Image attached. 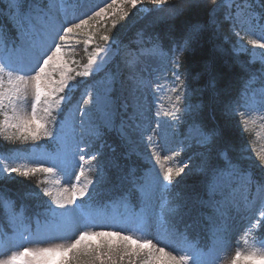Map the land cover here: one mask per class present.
Segmentation results:
<instances>
[{"label": "snow or ice", "instance_id": "snow-or-ice-1", "mask_svg": "<svg viewBox=\"0 0 264 264\" xmlns=\"http://www.w3.org/2000/svg\"><path fill=\"white\" fill-rule=\"evenodd\" d=\"M141 3L142 0H111L106 7H101L92 15L75 22L69 20L67 15L61 21L57 15L58 5L59 10L65 13L69 6L73 8L78 6L70 5V0H8L6 11L16 36L9 42L3 26L0 25V116L3 117L0 119V135L13 143L29 139L35 141L41 136L47 137L57 144V150L47 157L39 158L34 155H23L19 151L0 155V164L3 165L0 167V175L15 173L28 178L37 172L52 174L54 171H60L69 177L75 174L76 182L72 183L70 188H60L55 195L51 190L43 189L44 195L52 199L56 209L61 210L57 212L51 207H46L45 211L65 224L82 221L85 229L96 227L97 217L122 226L115 227L112 231L84 230L71 243L54 247L36 249L23 247L7 258H0V264H46L47 259L56 254L61 256L70 254L62 264H136L137 258L142 259L143 264H216L218 253L225 245L226 216L233 211L239 212L246 208L253 197L264 200V157H260L259 164L255 166L260 171L259 175L251 169L242 167L231 157L224 145L222 130L219 127L208 128L200 121L202 105L186 104V85L178 69L182 67V58L186 53H192L198 46H202V38L209 27L207 22L197 19L188 20L178 32L174 25H169L167 35L171 47L167 52L162 49L159 37L153 38L152 43L153 52L160 59H168L169 53L173 56L171 62L177 69L173 75L178 83L171 87V92L175 94L173 110L165 111L163 115L177 123L182 119L177 115L179 112L183 111L193 117L186 140L203 149L198 168L202 178L199 186L185 191L174 190L175 184L179 183L175 178L186 174L185 169L188 165L165 167L161 163L162 159L168 161L174 158L176 153L162 157L152 144L155 135H160L165 143L168 139L163 133L162 122L159 119L161 113L157 110L156 128H152L151 134H147L146 138L152 144V153L161 169L162 179L161 175H157L152 169L138 175L136 169L125 168L114 162L115 173L109 178V182L113 191L117 193L115 199L100 206H95L91 202L77 203L85 196L91 197L90 186L98 184L103 173L98 168L91 169L97 171L96 180L85 179L82 182V177L85 176L84 164L86 161L95 160L96 154H85L86 146H82L83 135L78 140L75 139L74 127L71 135L65 132L64 125L57 131H50L46 127L48 122L39 115L42 105L46 106L43 110L51 116L52 105L59 107L67 100L66 95L58 94L64 93L65 89L70 87L69 81L74 78L68 75L72 69L64 56L65 45L58 43L57 38L66 44L70 34L83 29L90 21L104 17L109 10H112V15L118 12L120 19L123 20L129 15L125 5L136 8ZM149 3L155 5L157 11L165 13L157 20L168 22L185 16L193 9H201L205 0H149ZM212 3L214 7L207 8L206 13L213 25L216 23L215 14L220 10H224L225 18L231 20L233 24L242 17L241 22L247 24L250 35H254L257 30L260 33L258 39H249L248 43L254 48L264 49V0H220V3L212 0ZM2 14L3 11H0V15ZM112 26H116L115 21ZM101 39L108 42L110 38L104 35ZM84 43L87 44L88 41ZM239 50L247 51L242 46ZM110 51L111 44L106 48H97L88 57L84 70L76 71L75 76L88 77L103 71ZM100 53L106 55L100 58ZM260 58L264 61V52L260 53ZM127 66L130 83L126 87L127 95L123 101L115 94V74H111L105 80L102 92H96L95 89L89 91L90 98L85 99L84 104H91L92 107L79 109L82 133L86 132L100 139L104 130H112L117 131L124 139L128 135L127 128H140L135 121L144 117L142 98L152 85L132 71L133 65ZM53 68L62 69L59 81L52 78ZM203 74L207 77L205 90L210 102L223 103V110L228 115L233 113L239 115L245 130L252 117L264 120V69L261 71L259 88L253 87L257 80L253 74L245 81L239 98L230 102L221 101V93L216 87L218 77L210 62L204 65ZM199 75L201 73H197V76ZM162 87L156 84L153 91H159ZM29 90L33 95L30 112L26 111L21 103ZM182 104L185 105L184 109L180 107ZM94 110L103 113L102 125L94 121ZM209 115L212 117L213 113ZM12 129L15 131H11ZM147 132L148 129L145 128L142 134ZM77 157L79 165L75 163ZM44 159L51 161L49 166H29L38 165ZM20 160L26 163H19ZM77 167L80 170L74 173ZM55 183L59 184V181ZM126 185L130 186L129 189L122 191ZM130 193L136 194L138 201L136 205L131 202ZM117 206L125 209L123 220L109 211ZM0 210L7 213L10 222L23 224V209L17 211L15 202L3 194H0ZM262 222L264 211L260 212L259 219L246 230L245 236L251 232V228L262 226ZM153 225L157 231L155 242L147 236ZM201 225L208 227L211 241L210 245L205 247L189 239L188 235L189 230L198 229ZM91 237H114L120 244L117 247L109 245L106 248L83 246V241ZM19 238L29 239L23 233H20ZM17 242L11 238L6 241ZM78 246H81L79 250ZM144 255L147 259H144ZM241 259L264 261V239L254 241L253 250L247 254L237 250L232 264H238Z\"/></svg>", "mask_w": 264, "mask_h": 264}, {"label": "trees", "instance_id": "trees-1", "mask_svg": "<svg viewBox=\"0 0 264 264\" xmlns=\"http://www.w3.org/2000/svg\"><path fill=\"white\" fill-rule=\"evenodd\" d=\"M81 1L83 0H70V3L78 4ZM146 1L149 2V0ZM216 3H220V0H216ZM5 6L6 4L3 3V0H0V8H4ZM209 7H214L212 0H205L204 5L199 10L193 9L190 13H186L185 16L175 21L159 22L157 18L165 15V13L157 11L156 6L149 3L148 6L141 9L127 8L129 15L123 20L120 19L117 12L116 15H108L104 19L90 21L85 31H77L71 34L66 44L57 38L58 43L65 45L63 50L69 52L65 58L72 69L70 76L74 78L71 79L72 85L66 88L64 93L58 94V96L66 95L68 97L67 100L62 102L59 107L53 104L51 116L47 113L45 121L48 123L46 127L50 131H57L61 125H64L65 132L71 135L74 124L73 117H75L74 114L78 111V107L83 105L84 108H91V104H84V100L90 98L88 95L89 91L92 89L98 90L99 87L105 84V80L111 74H115L116 77L114 84L115 94L123 101L127 95V91L125 90L127 85L126 76L129 72L127 65L131 64L135 67L141 55L145 53L154 54L152 41L155 37H159L162 49L167 52L171 47V42L167 35L170 24L174 25L175 30L178 32L185 26L188 20L198 19L201 22L209 24L202 38V46H198L192 53H186L182 58V67L178 69L186 85V104L202 105L200 121L208 128L219 127L223 133V143L228 148L231 157L238 161L242 167L251 169L259 175L260 171L255 166L259 164L260 157H264V120H261L259 117H252L249 120L247 130H245V126L241 123L239 115L235 113L231 115L226 114L223 110V103L212 104L205 90L207 77L203 74V68L206 63H211L218 77L216 87L221 93V101L230 102L239 98L245 81L251 75L254 74L257 77L253 87L259 88L261 86L260 77L264 66L259 61L251 60L249 49L243 52L239 51V25L237 23L233 24L231 20H227L224 10H220L215 14L216 23L213 25L206 13V9ZM145 8L152 9V11H145ZM197 12L200 14L197 15ZM86 16V13L79 12L70 20L79 22L80 18H86ZM59 18L61 19V17ZM114 21L116 23L115 27L112 26ZM0 25L3 26V31L6 33L7 38L12 39V34L15 31L6 20V17L2 15H0ZM104 35L109 36L108 42L101 39ZM86 40L88 41L87 44L84 43ZM109 44L115 49L116 55L104 67L103 71L88 77L75 76V72L81 71L80 67L87 63L88 57L94 50L108 46ZM172 58V53H169L168 59H159L174 86L178 82L173 75L177 69H175L171 62ZM197 73H201V75L197 76ZM170 93L171 99L174 101L175 94ZM180 107L184 109L185 105L182 104ZM209 113H213V116L210 117ZM177 115L182 117L178 123L162 114V118L160 119L162 129L168 139L165 143L161 136L157 135L158 141L156 142L154 137L153 141L155 143L152 144L156 146L162 157L165 155L171 156L173 152L176 153L175 157L168 161L161 160V163L165 167L188 165V168L185 169L186 174L175 178V181H179V183L175 184L174 181L175 191H185L199 186L201 182L202 178L198 172V168L203 149L186 140L188 128L193 120L191 114H185L182 111L177 113ZM0 119H2L1 116ZM124 119L127 122L126 116ZM135 124H138V120L135 121ZM169 125L173 127L170 128ZM133 128H127L128 135L124 139L121 138L117 131L112 130H104L100 139H96L85 133L82 144V146H86L85 154H96V159L85 162V176L82 177V182L85 179L96 180L97 171L91 170L94 168L100 169L103 176L98 184H95L94 187L90 186L91 197L85 196L78 200L77 203L91 202L95 206H100L108 204L115 199L117 193L113 191L112 184L109 182V178L115 173L114 162H118L125 168L136 169L138 175L144 174L149 169L154 170L157 175H161V169L157 165L152 153V144L147 142V146L142 148L131 141V136L135 132V127ZM137 130L142 134L143 126L140 125V128ZM11 131L14 132L15 129ZM147 134H151V131ZM147 134L144 133L142 135L146 137ZM56 150L57 144L47 137L41 136L35 141L29 139L28 141L13 143L6 141L0 135V155H9L12 151H19L23 155H34L39 158L47 157L55 153ZM18 162L26 163L24 160ZM50 163V160L44 159L38 165L33 164L29 166L47 167ZM75 163L77 165L80 164L78 157ZM2 166L0 164V167ZM79 170V167H77L74 173H78ZM72 176L64 175L60 171H54L52 174L37 172L28 178L15 173L11 175L3 173L0 175V194L14 201L15 209L17 211L23 209L24 213V221L21 225L20 223L14 224L10 222L7 213L0 210V249L7 250L12 243H6V241L9 238L17 241L18 234L20 233H27L32 236L37 235L39 231L54 229L59 225H63V222L58 218L51 216L45 211L46 207H51L57 212L60 209H56V206L52 203V199L44 195L43 189H49L55 195L58 189L63 187L70 188L71 184L76 182L75 174ZM56 181H59V184L55 183ZM67 181L70 184L66 183ZM129 187L126 185L122 191H127ZM130 199L134 205L138 203L135 193H130ZM109 211L118 215L123 220L125 214L123 207L117 206L116 208L109 209ZM261 211H264V200L255 197L251 198V202L246 208L239 212L236 211L242 215L238 224L234 225L230 230L236 228L239 234L231 239L227 229L224 245V248L227 245H232L234 256L237 250L243 254H247L253 250L254 241L264 239V222H262V226L259 228H251V232L245 236L246 230L259 219ZM188 235L192 241L199 242L201 247L208 246L211 243L208 227L205 225H201V227L195 230H189ZM147 236L155 242L157 231L154 225L148 230ZM93 238L95 239V237H91L83 241V246L91 245L93 248L103 246L106 248L109 245L117 247L120 244V241L114 237H99L96 243L93 242ZM80 247L78 246V250ZM69 256L70 254L63 256L56 254L48 258L46 264H53L54 261H65ZM144 259H147L146 255H144ZM136 264H143V260L137 258ZM238 264H264V261L241 259Z\"/></svg>", "mask_w": 264, "mask_h": 264}, {"label": "rangeland", "instance_id": "rangeland-1", "mask_svg": "<svg viewBox=\"0 0 264 264\" xmlns=\"http://www.w3.org/2000/svg\"><path fill=\"white\" fill-rule=\"evenodd\" d=\"M3 3L7 5L8 0H3ZM108 3H111V0H83L79 2L78 4L76 3H70L78 5L77 7L73 8L71 6L68 7L67 12L65 13L63 10H59V5H58V11L57 15L61 17V21L65 18V15H67V18L70 20L74 15H77V13H86L87 15H92L94 11L99 10L101 7H106ZM149 2L146 0H142V3L137 5V9H141L142 7L148 6ZM151 4V3H150ZM125 9H130V5H125ZM135 9V8H134ZM146 9V8H145ZM0 11H3L2 16L6 17V20L12 25L10 21V17L7 14L6 11V6L4 8H0ZM112 10H109V13L106 14L104 17L96 18L95 20H101L108 15H112ZM242 17L240 21L236 22L239 27H238V48L242 46L244 49H249L250 53V58L252 61H259L263 64L264 66V61L261 60L260 58V53L264 52V49H259V48H254L251 44L248 43L249 39H258L259 38V31L257 30L254 35H250L248 31V26L247 24L241 22ZM9 27V26H7ZM88 26H85L83 29L78 30V31H85ZM12 29L15 31L13 25ZM7 31V29H5ZM16 36V31L15 33L12 34V39H14ZM71 37V34H70ZM9 38L8 40H10ZM11 39V40H12ZM58 42V41H57ZM108 46H104L102 48H106ZM64 51V56L68 55V51ZM95 51V50H94ZM241 51V50H239ZM243 52V51H241ZM50 54V53H49ZM106 54L105 53H100V58H103ZM116 51L115 49L111 46V51L108 54V62L107 64L115 57ZM42 62V61H41ZM87 64V63H86ZM84 64L83 66L80 67V70H84ZM106 64V65H107ZM105 65V66H106ZM104 66V67H105ZM62 69L59 68H53V76L52 78L54 80L59 81L61 79V73ZM132 71L136 73L137 76L142 77L143 79L147 80L150 82L152 87H150L144 94L142 98V103L144 105V117L138 119V124L143 126V129L147 128L148 132L151 131L152 128L156 127V112L159 110L161 113L159 119L162 118V114L165 111H172V104L173 100L171 99V87L173 86V83L171 82L170 77L167 75L165 69L162 66V63L160 59L157 57V55L150 54V53H145L144 55H141L139 58V61L135 65L134 68H132ZM129 73V72H128ZM70 76V73H68ZM67 79V77H65ZM127 79V85L130 83L129 76L127 74L126 76ZM70 86L72 85V80L69 81ZM156 84H160L163 87L159 91H153V88ZM126 85V87H127ZM105 87V84L102 85L101 87L96 90V92H102L103 88ZM126 90V88H125ZM95 95V93H93ZM33 100V95L31 93V90H29L22 103V106L25 108L26 111L30 112L31 111V102ZM46 107L45 105L41 106V110L39 112V115H41L44 119L47 117V113L43 110V108ZM81 108H84L83 105H80L78 107V111L74 114L75 117H73V127L75 128V139H79L82 135L84 137L85 133L81 132V113L80 110ZM2 117V116H1ZM3 118V117H2ZM75 119V120H74ZM93 119L97 124H103L104 120V115L102 112L98 110H94V115ZM149 121H151V124L149 125ZM134 129V128H132ZM189 128H188V133H189ZM143 132V131H142ZM147 132V133H148ZM146 133V134H147ZM143 135L135 128V132L131 136V141L134 144L140 145L142 148L147 146V138L143 137ZM156 139V142L158 141V136H154ZM152 143H155L154 141ZM77 159V158H76ZM66 183H69L68 181ZM70 184V183H69ZM61 211V210H60ZM242 214L237 213L236 211L231 212L229 215L226 216L224 224L226 226V229L229 231V236L231 239H233L237 234H239L238 229L233 228L230 230L234 225L238 224L240 217ZM103 221L97 220L96 227L94 228H88L85 229L83 227V222H75L73 224H65L58 226L55 229L52 230H47V231H42L40 233V240L31 243L30 240H22L20 238L18 241L19 249L22 250L23 247H28V248H41V247H54L56 245H63L67 243H71L72 240L76 239L78 235L80 234L81 231L84 230H89V231H96L97 229L102 228L103 226ZM100 231V230H97ZM139 235V234H137ZM99 237L93 238V242L96 243L98 241ZM15 250H8L6 253L2 254L0 258H7L8 255H11ZM234 256V249L232 248V245H227L226 248H223L219 253H218V258L216 259V264H231L232 257ZM63 260L61 261H54L53 264H62Z\"/></svg>", "mask_w": 264, "mask_h": 264}]
</instances>
